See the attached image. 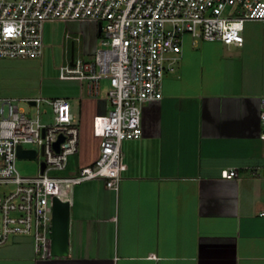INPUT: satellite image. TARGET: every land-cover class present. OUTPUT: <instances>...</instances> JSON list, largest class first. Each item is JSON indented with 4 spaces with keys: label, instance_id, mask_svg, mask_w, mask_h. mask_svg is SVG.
I'll return each mask as SVG.
<instances>
[{
    "label": "crops",
    "instance_id": "obj_1",
    "mask_svg": "<svg viewBox=\"0 0 264 264\" xmlns=\"http://www.w3.org/2000/svg\"><path fill=\"white\" fill-rule=\"evenodd\" d=\"M242 35L241 45L185 35L161 99L142 107V135L122 142L118 190L101 178L74 184L68 253L41 258L21 235L0 245V264H264V21L246 20ZM69 94L55 97L81 127L77 172L97 155L93 117L110 102L88 84L77 103ZM229 167L239 175L222 176Z\"/></svg>",
    "mask_w": 264,
    "mask_h": 264
},
{
    "label": "built area",
    "instance_id": "obj_2",
    "mask_svg": "<svg viewBox=\"0 0 264 264\" xmlns=\"http://www.w3.org/2000/svg\"><path fill=\"white\" fill-rule=\"evenodd\" d=\"M53 19H94L100 24V34L109 45L97 47L90 59H68L59 75L87 80L94 94L106 79L110 109L93 117L92 135L98 143L95 158L74 174L56 175L50 170L65 169L69 156L81 146V127L69 101L0 93V183L13 185L0 193V245L28 235L41 258L53 256L54 196L71 202L74 184L93 178L118 190L127 168L122 142L142 135V107L161 99L165 69H173L185 35L241 45L244 22L264 21V0H0V58L41 56L43 26ZM20 100L35 112L20 107ZM42 101L51 106V122L42 120L46 111L40 109ZM259 116V136L264 139V96L260 97ZM18 145L41 155L36 175H22L18 170ZM221 175L236 177L239 171L224 168ZM258 214L264 216V207Z\"/></svg>",
    "mask_w": 264,
    "mask_h": 264
},
{
    "label": "rangeland",
    "instance_id": "obj_3",
    "mask_svg": "<svg viewBox=\"0 0 264 264\" xmlns=\"http://www.w3.org/2000/svg\"><path fill=\"white\" fill-rule=\"evenodd\" d=\"M73 42L74 57L90 59L97 47H107L109 41L103 35L98 34V22L94 19H69L49 20L44 24L43 52L39 57L18 58L9 60L0 58V91L2 87L8 88L9 94L19 97H42L52 99L55 96L69 94L71 102L77 103L76 98L79 89L86 90L87 80L76 78H61L60 67L70 59ZM90 55V56H89ZM109 83L106 79L100 81L99 99L106 96ZM84 92V91H83ZM76 95V96H75ZM20 107L28 112H35V108L27 101H18ZM40 109H46L42 113V120L51 122L53 114L51 106L42 101ZM76 122H78L76 120ZM30 145H25L28 147ZM41 155L35 157H21L17 159V168L22 175H36L40 168ZM67 169L50 170V174L66 175L74 174L72 171L75 161L73 154L69 156ZM13 188L12 184L0 183V193H6Z\"/></svg>",
    "mask_w": 264,
    "mask_h": 264
},
{
    "label": "water",
    "instance_id": "obj_4",
    "mask_svg": "<svg viewBox=\"0 0 264 264\" xmlns=\"http://www.w3.org/2000/svg\"><path fill=\"white\" fill-rule=\"evenodd\" d=\"M100 29V24L98 25ZM73 46L71 49L70 59L73 60ZM33 103V101H32ZM56 142L58 146L59 141ZM18 157H35L34 149H25L20 145L17 146ZM44 168V163L41 164ZM69 223H70V202L61 200L59 197L54 196L52 200V229H51V254L53 256L66 255L69 250Z\"/></svg>",
    "mask_w": 264,
    "mask_h": 264
}]
</instances>
